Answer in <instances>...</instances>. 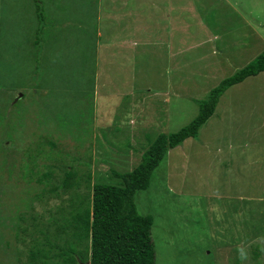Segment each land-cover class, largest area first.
<instances>
[{
    "label": "rangeland",
    "instance_id": "rangeland-1",
    "mask_svg": "<svg viewBox=\"0 0 264 264\" xmlns=\"http://www.w3.org/2000/svg\"><path fill=\"white\" fill-rule=\"evenodd\" d=\"M58 1L38 31L34 0H0V264H60L68 229L59 231L77 201L93 184L117 185L111 173L130 171L155 136L190 122L210 90L128 87L135 76L156 85L149 76L169 57L139 53L141 64L132 49H105L103 36L97 45V0L84 9ZM117 1L128 16L112 39L132 38L134 22L144 37L161 38L164 5ZM162 1L182 6L170 8V35L181 44L215 32L225 44L243 29L256 33L255 56L264 51V0ZM176 58L183 64L170 68L201 66ZM67 171L75 178L64 190ZM134 201L152 219L154 264H264V74L228 88Z\"/></svg>",
    "mask_w": 264,
    "mask_h": 264
},
{
    "label": "trees",
    "instance_id": "trees-1",
    "mask_svg": "<svg viewBox=\"0 0 264 264\" xmlns=\"http://www.w3.org/2000/svg\"><path fill=\"white\" fill-rule=\"evenodd\" d=\"M33 7L40 31L43 18L41 1L34 0ZM260 73L264 74V51L210 89L204 100L198 102L196 116L185 126L174 133L155 136L133 169L123 173L112 172L117 185L93 184L89 198L76 200V209L59 231L62 233L66 227L68 229L66 247L60 249V264H154L150 237L152 219L138 213L135 194L147 188L151 174L168 150L186 139L196 138L199 129L212 116L219 97L228 88ZM47 176L48 173L42 174V177ZM74 178V172L67 171L61 187L71 189ZM33 264L50 263L41 261Z\"/></svg>",
    "mask_w": 264,
    "mask_h": 264
},
{
    "label": "crops",
    "instance_id": "crops-1",
    "mask_svg": "<svg viewBox=\"0 0 264 264\" xmlns=\"http://www.w3.org/2000/svg\"><path fill=\"white\" fill-rule=\"evenodd\" d=\"M43 15L42 17H46L51 14V9L54 10L55 8H59L62 6L58 0H40ZM61 1V0H60ZM79 4L84 9L88 6L84 3V0H78ZM95 1V0H94ZM160 2L158 6L161 4L163 6V11L156 12V14L162 15L161 13L164 12L166 23L164 24V30L162 31L161 38H158L157 34L155 39L148 38L147 36L144 37V29L140 28L137 22H134V36L129 39H124L117 41L116 34L113 32H117L119 27H116V24H121L123 21L127 20L128 13L126 16H122L123 10L127 11L126 9L121 8V5H118L117 0H97L98 5V14L96 16V26L98 27V31H96V40L95 43L97 44L98 41L103 36V47L105 49H111L112 51L115 50H123L126 49L133 51L138 57H140L139 61L143 64L145 58H141L142 56L139 53L147 52H158L159 55H163L167 58L168 64L166 67L165 60L162 61V64L158 65V67L153 70V75L149 76V80L152 83H156V85L148 84L147 82L140 81L139 77L142 76H135L131 79V85H125L124 87H131L134 85V82H138V87L140 88H191V87H210V89L214 88L221 80L231 76L235 71L242 68L244 64L248 61L253 60L256 56L255 54V37L256 33L252 32L246 34L242 28L239 32V35L232 38L231 40L225 41V44L221 39H223L220 33H207L204 34L201 38L192 37L189 42L185 44H181L182 36H178V41L170 35V8L171 6L175 7H182L179 4H175L173 1H162L157 0ZM14 0H10V4H12ZM138 1H136L137 4ZM93 2H91L92 4ZM140 3L143 4V1L140 0ZM90 4V5H91ZM135 4L134 8L137 7ZM96 5V6H97ZM141 7V6H139ZM152 7H157L156 5ZM158 8V7H157ZM232 9V8H231ZM16 10V9H15ZM34 12V7L32 9ZM55 12H59L54 10ZM235 12V11H234ZM235 14H237L235 12ZM172 15V12H171ZM219 17V16H218ZM218 17L216 19H218ZM31 18V17H30ZM220 18V17H219ZM117 21V22H116ZM202 23V19L200 21ZM243 23V21H242ZM127 23L124 24V26ZM153 29H156V25H152ZM244 25V24H243ZM246 27V25H244ZM243 26V27H244ZM201 27V26H200ZM41 30V28H40ZM110 31V34L108 33ZM253 31V30H252ZM115 36L112 39V35ZM189 37V36H188ZM180 40V41H179ZM260 43H264V35L263 38L259 39ZM252 43V45L250 44ZM99 45V43L97 44ZM264 47V44H262ZM263 51V50H261ZM155 52V53H156ZM192 52V53H190ZM261 53L258 52L257 55ZM188 54L189 57L195 56L197 59H194L193 62L196 64H201V68L197 66L196 68L189 67L184 68L180 66H175L176 64L182 65L183 61L179 58L172 59V57L176 56H186ZM192 55V56H191ZM109 57V55H108ZM179 59L180 61H178ZM241 63V65H237L233 63ZM192 60V59H191ZM109 61V59H108ZM175 64L174 67L170 68V63ZM157 63L159 60L157 59ZM189 64V63H187ZM207 67V69H205ZM186 69L188 71H186ZM262 74V73H260ZM259 75V74H258ZM257 76V75H256ZM254 76V77H256ZM250 78V77H249ZM147 80V81H149ZM246 80V79H245ZM203 82L209 83L207 86H201ZM159 83H166L164 85H157ZM135 86V85H134ZM122 87V86H121ZM141 216H145L140 214Z\"/></svg>",
    "mask_w": 264,
    "mask_h": 264
}]
</instances>
